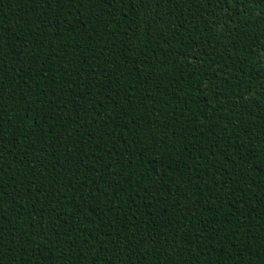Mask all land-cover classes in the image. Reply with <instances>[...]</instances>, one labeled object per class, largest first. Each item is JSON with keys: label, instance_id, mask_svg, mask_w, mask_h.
Returning <instances> with one entry per match:
<instances>
[{"label": "trees", "instance_id": "1", "mask_svg": "<svg viewBox=\"0 0 264 264\" xmlns=\"http://www.w3.org/2000/svg\"><path fill=\"white\" fill-rule=\"evenodd\" d=\"M0 264H264V0H0Z\"/></svg>", "mask_w": 264, "mask_h": 264}]
</instances>
